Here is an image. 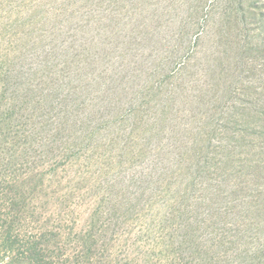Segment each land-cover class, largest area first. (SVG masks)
Segmentation results:
<instances>
[{"label":"rangeland","instance_id":"374dc122","mask_svg":"<svg viewBox=\"0 0 264 264\" xmlns=\"http://www.w3.org/2000/svg\"><path fill=\"white\" fill-rule=\"evenodd\" d=\"M71 91L91 118L73 130ZM14 103L37 132L20 254L35 238L89 264H264V0H0Z\"/></svg>","mask_w":264,"mask_h":264},{"label":"trees","instance_id":"16d2710c","mask_svg":"<svg viewBox=\"0 0 264 264\" xmlns=\"http://www.w3.org/2000/svg\"><path fill=\"white\" fill-rule=\"evenodd\" d=\"M5 83L7 85L6 79ZM4 95L5 90L3 91V97ZM27 96L28 94L24 98H27ZM68 98L70 101L67 102L66 114L64 118L58 115L57 124H68L73 130L91 123V118H88L87 115L82 118L81 110L87 108V104L83 99L76 97L73 91L68 94ZM59 103L57 102V104ZM57 104L54 102L55 107ZM16 107L15 103L11 106L8 105L7 109L0 106V264H19L23 259L28 264H89L74 253L69 254L63 260L59 253L55 256H49L42 242L37 241L35 238H28L25 249L21 254L19 253L18 241L20 235L15 229L31 219L28 214L30 213L29 203H31L29 189H32L31 184L23 178L20 171L22 166L30 163L29 157L33 153L31 149L34 147L33 139L37 136V132L36 129L23 126L21 122L23 116L17 113ZM6 111L9 113V118L18 120V122L15 123L14 120L9 119ZM43 120L47 121L46 118ZM213 132H215L214 129ZM246 143L247 141L242 137L237 143L233 142L219 147L225 152L226 156V160L219 161L227 166L232 162L235 150L243 152L244 150L241 148L244 149ZM211 146L213 144L209 141L208 149ZM34 149L35 151L39 150L37 146ZM215 150L217 149L214 148V153ZM208 152L210 150L207 151V154ZM198 158L201 163L200 173L207 174V176L211 175V169L213 167L217 168L219 163L214 156L209 157L211 159L206 157L204 160ZM255 261L261 264L258 257L255 258Z\"/></svg>","mask_w":264,"mask_h":264}]
</instances>
